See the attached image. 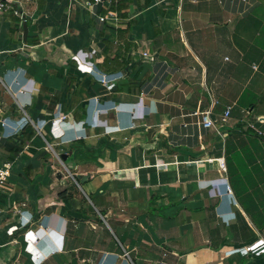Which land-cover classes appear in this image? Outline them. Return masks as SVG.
<instances>
[{
	"label": "crops",
	"instance_id": "obj_1",
	"mask_svg": "<svg viewBox=\"0 0 264 264\" xmlns=\"http://www.w3.org/2000/svg\"><path fill=\"white\" fill-rule=\"evenodd\" d=\"M15 1L0 264H264V0Z\"/></svg>",
	"mask_w": 264,
	"mask_h": 264
},
{
	"label": "built area",
	"instance_id": "obj_2",
	"mask_svg": "<svg viewBox=\"0 0 264 264\" xmlns=\"http://www.w3.org/2000/svg\"><path fill=\"white\" fill-rule=\"evenodd\" d=\"M119 0H91L88 3L89 9L91 11L92 16L98 19L100 23H105L108 21L111 17L115 18L114 13L109 12L107 15H101V12L99 10H107L110 11L109 9L113 7V5H117ZM246 1V0H244ZM16 1L15 0H0V13H13L16 17L18 16L20 20L26 22L27 17L26 15L18 10L15 7ZM146 54V53H145ZM92 74L96 75V77L99 79V82L102 83L103 85L108 84V77L107 75H97L94 70L91 72ZM100 76V77H99ZM20 95L24 93L23 90H20L18 92ZM144 95V94H143ZM231 108H228L225 115L222 118V122L224 124L228 123V119L230 116ZM201 117V123L206 129H210L214 127V121L212 120V109H208L202 113H198ZM67 116H63L62 120L67 119ZM2 125L5 126V120L2 121ZM13 162H5L2 165H0V189L1 187L7 182V180L10 178L12 170H13ZM221 169L226 170V166L224 163H221ZM228 193H231L232 190L230 187L227 188ZM2 213L0 209V214ZM259 241V240H258ZM264 245V242H254L250 245H247L244 247V251L246 254L248 253H260L258 250L261 248V246ZM128 255V253H126Z\"/></svg>",
	"mask_w": 264,
	"mask_h": 264
},
{
	"label": "water",
	"instance_id": "obj_3",
	"mask_svg": "<svg viewBox=\"0 0 264 264\" xmlns=\"http://www.w3.org/2000/svg\"><path fill=\"white\" fill-rule=\"evenodd\" d=\"M24 31H25V35L24 36L27 37L28 26H27L26 23L24 24ZM63 158H66L65 155L63 156Z\"/></svg>",
	"mask_w": 264,
	"mask_h": 264
},
{
	"label": "rangeland",
	"instance_id": "obj_4",
	"mask_svg": "<svg viewBox=\"0 0 264 264\" xmlns=\"http://www.w3.org/2000/svg\"><path fill=\"white\" fill-rule=\"evenodd\" d=\"M0 74H2L1 72H0ZM91 195H89V197L90 198H92V202L94 203L95 201V196L94 195H92V193H90ZM88 204V206H90V204H89V202L87 203Z\"/></svg>",
	"mask_w": 264,
	"mask_h": 264
}]
</instances>
